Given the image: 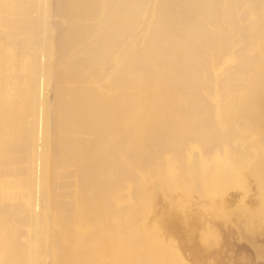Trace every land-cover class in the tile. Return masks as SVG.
<instances>
[{"label":"bare ground","instance_id":"obj_1","mask_svg":"<svg viewBox=\"0 0 264 264\" xmlns=\"http://www.w3.org/2000/svg\"><path fill=\"white\" fill-rule=\"evenodd\" d=\"M220 226L264 258V0H0V264L198 263Z\"/></svg>","mask_w":264,"mask_h":264},{"label":"rangeland","instance_id":"obj_2","mask_svg":"<svg viewBox=\"0 0 264 264\" xmlns=\"http://www.w3.org/2000/svg\"><path fill=\"white\" fill-rule=\"evenodd\" d=\"M51 92V91H50ZM232 189H234V188H232ZM236 189H238V188H236ZM158 192H160V190H158ZM231 192H232V190H231ZM245 202V201H244ZM246 203V202H245ZM244 204V203H243ZM224 226H220V228L218 229V230H220V231H218V232H220V235L222 234L223 236L222 237H225V238H223L222 240V242L223 243H221V245H220V247H219V252H218V250L216 251V253L215 254H212V255H210V256H205L204 255V257L202 258V260H200L201 262H196V260H194V258H193V256H192V254L190 253V252H188V254L186 255V258H188V261L190 262V261H192V263L193 264H207L208 262V260H212V258L213 257H217L215 260H214V263H212L213 262V260L211 261V262H209L210 264H224V262H225V264L227 263V264H264V258H260V257H257L256 255H255V252H254V250H252L253 248L252 247H245V248H243V249H236V248H234V245L232 244V243H230V241H232V240H234L235 239V236H234V230H233V228L231 227V228H228L227 226H225L224 228H223ZM221 229H225L224 231H222ZM227 229L229 230L228 232H227ZM232 229V230H231ZM223 232V233H222ZM227 232V233H226ZM233 234H232V233ZM230 234H232L231 236H232V240H230ZM257 234H260L261 235V237H260V235H259V237L260 238H262V239H264V237H262V235H264V234H261L260 232H257ZM225 235V236H224ZM229 235V236H228ZM258 237V238H259ZM261 242H264V240L263 241H261L260 240V243ZM224 246H226L225 248V250H222V248H224ZM222 250V251H221ZM231 252V254H235V256L233 255V256H231V254H230V252ZM221 252V253H220ZM251 252H252V254H251ZM219 253V255L218 256H215L216 254H218ZM222 254H224V255H222ZM209 257V258H208ZM226 257H227V259H226ZM235 258V259H231V258ZM228 258H229V260H228ZM190 259V260H189ZM214 259V258H213ZM220 260V261H219ZM225 260V261H224ZM231 260V261H230ZM234 260L236 261V263L234 262ZM187 261V263L188 264H190L189 262ZM219 262V263H218ZM208 263V264H209Z\"/></svg>","mask_w":264,"mask_h":264}]
</instances>
